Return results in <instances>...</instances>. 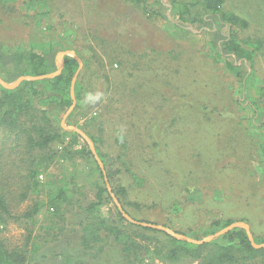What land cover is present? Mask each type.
<instances>
[{
  "label": "rangeland",
  "instance_id": "374dc122",
  "mask_svg": "<svg viewBox=\"0 0 264 264\" xmlns=\"http://www.w3.org/2000/svg\"><path fill=\"white\" fill-rule=\"evenodd\" d=\"M190 1L146 0L144 5H139L132 0H4L0 2V48L4 52L16 47L31 48L33 43L51 39L64 46L56 52L54 63L59 51L78 50L89 59L91 68L86 75L98 74L92 81L95 82L93 91L81 99L87 106L99 97L105 85L110 83L111 87L121 88L119 81L124 74L118 71L119 65L109 64L106 58L107 53L118 52L122 69L125 73L130 72L127 85H142L136 93H126L122 97L125 107L119 119L128 123L134 115L137 117L139 112L134 114L131 111L135 104L144 101L147 108L143 120L149 124L157 121L160 125L163 122V130H159L158 135L156 130H151L149 134L168 145L164 151L170 157L169 164L156 165L143 161L138 132L126 124L130 170L140 178L135 181L130 172L124 170L122 159L116 158L121 152L115 141L119 133L114 130V123L120 121L117 120L118 114L111 115L101 133L96 127L85 125L87 119L98 115L101 105L93 104L91 109L81 114L73 111L75 99V105L64 123L85 133L101 136L98 149L115 159L114 165L120 169L114 178L128 188V200L140 203V208L127 206L130 214L137 219L167 224L174 231L192 238L199 236L200 239L224 228L202 236L211 216L229 217L247 223L253 239L261 238L264 237V162L257 159L258 148L253 146L254 139H249L248 134L250 131L257 133L261 126L260 118H257L255 129L250 124L252 120L248 109L239 111L236 117L218 116L214 120L212 116L210 120L204 119L205 123L194 114L179 117L184 103L195 106L196 95L211 105L215 104L222 112L230 110L233 105L229 101L230 91L235 87V81L226 67L213 61L212 43L220 45L222 41L215 33L219 30L226 37L229 26L220 27L217 22L201 26L181 22L173 9H180L182 4ZM222 9L234 11L247 19V27H232L238 38L264 36V0H225ZM67 55L73 57L72 54ZM102 57L107 63V84L98 72L97 62ZM238 69L246 72L245 66ZM254 69L252 82L264 85V56L256 58ZM7 75L6 69L0 70V77L7 83L21 76L6 81ZM82 82L85 83L84 79ZM34 86L40 87L38 84ZM26 87L29 91L34 89L30 84ZM182 90L190 92L189 95L181 97ZM161 106L165 109L174 106L172 115L164 114L165 109ZM65 111L61 114L53 112L51 120L63 130L72 131L61 126ZM172 117L176 120L173 123ZM241 121L248 125V132L241 130ZM80 125H85L86 131ZM68 138L67 134L65 143ZM84 143L80 136L73 148H81ZM51 151L56 156L37 175V187L31 185L28 197L20 200L30 166L29 156L23 154L13 134L0 130L1 178L12 212L21 215L36 202L43 203L33 220L20 217L2 226L1 237L10 246L26 243L30 264H123L111 242L110 245L105 244L104 251L96 258L82 252L77 233L72 230L79 228L77 222L81 207L94 199L95 184L102 182L93 159L89 156L67 158L62 155V145L57 143L51 145ZM250 151L253 159L248 162ZM60 186L68 187L76 201L72 208L64 212L63 220L49 212L52 207L48 204L50 195ZM185 187L189 188V192L184 190ZM171 193L173 199L180 201L176 210L171 208ZM95 213L111 218L113 204L107 202ZM28 235L30 239L27 243ZM103 244L100 241L90 246L96 249ZM263 259L264 255H258L252 262L262 264ZM154 261L156 264H167L158 259Z\"/></svg>",
  "mask_w": 264,
  "mask_h": 264
},
{
  "label": "trees",
  "instance_id": "16d2710c",
  "mask_svg": "<svg viewBox=\"0 0 264 264\" xmlns=\"http://www.w3.org/2000/svg\"><path fill=\"white\" fill-rule=\"evenodd\" d=\"M136 4L144 5L146 0H132ZM1 3L4 0H0ZM225 0H192L181 5L180 9H172L177 13L178 18L183 23L198 24L199 26L205 24H215L216 22L223 27L229 26V34L224 37L217 30L216 37H221L220 45L213 42V61L221 63L226 67L232 79L235 81L234 90L231 89L229 101L232 102L230 110L220 111L215 104L211 105L207 101L199 99L196 95L195 106L184 103L182 110L179 113L180 119L194 114L200 118V122L205 123L204 119L210 120L222 118L223 116L233 117L239 114V111H250V124L256 129L257 118H260L261 126L256 131H250L249 139H254L258 153L257 159L264 162V85H258L253 80L255 74L254 63L259 55L264 56V36L262 37H247L238 38L234 33L236 28H245L248 25L247 19L235 13L234 11L223 10L222 6ZM146 13V9H145ZM64 46L60 42L52 41L51 39L44 40L40 43H33L31 48H13L4 52L0 48V70L6 69V81L14 80L18 75L30 74L40 75L55 70L54 56L58 50L63 49ZM75 53L83 59V68L78 73L74 85V94L76 105L74 112L78 111L84 114L85 110L92 108L93 104L101 105L98 115L87 119L86 124L96 127L98 133L104 130V124L111 118L113 113L118 114V123H114L115 141L119 144V149L116 155L117 159H122L124 170L130 172L135 181L140 178L137 174L130 170L131 157L128 154V132H126V124L128 128H134L138 133L141 149L140 158L148 164H169L170 157L165 153L164 149L168 146L161 140L153 138L152 131L156 130V135L163 130V122L148 123L143 120V113H146L147 105L144 101L138 102L134 105V114L128 123L122 121L121 113L124 110L125 100L122 97L127 93H136L142 85H127L130 72L125 73L122 69V62L119 59L118 52L112 51L107 53V62L109 64L116 63L119 65L120 74H124V78L119 81L121 88L111 87L107 84L108 75L105 72L106 59H98V72L100 76L106 81V84L97 99L89 106L85 105L83 98L93 91L98 74L86 75L87 70L90 69L89 59L83 57L80 52L74 49ZM240 62L236 64V62ZM11 66V69L9 68ZM78 66L77 61L69 56H64L63 68L57 76L53 78H44L40 80H24L17 87L7 89L0 86V130L6 131L8 134H13L17 144L21 146V151L29 156L30 166H28L27 180L23 185V192L19 195L20 200H25L28 197V190L30 186L37 187V175L41 169H46L48 164L56 156V153L51 151V145L57 143L62 145V155L67 158H74L75 156L86 157L93 159L95 167L99 172L101 183L95 184L94 199L87 201L82 205V212L77 224L79 228H73V233H77V240L79 242L80 250L87 252L92 258H96L104 251L105 244H114L120 254L123 264H156L154 259H158L162 263L167 264H253V260L258 255H264V247L255 248L251 245L246 231L242 227H234L229 231L215 237L209 242L195 244L184 239H177L168 233L150 227L133 224L127 221L117 209L114 204L109 191L106 187V181L111 186V191L117 197L122 208L130 216L127 206L140 208V203L128 200V188L121 184L114 176L120 172L118 167H115V159L108 157L107 154L100 152L98 143L101 142V136L90 134L86 131L85 125H80L87 135L93 141L96 153L103 162L105 174H103L97 161L93 158L91 151L88 149L86 143L81 148L74 149L73 147L78 143L80 135L73 131L63 130L60 125H54L51 120L53 112L61 114L71 104L70 98V81ZM245 66V73H242L238 68ZM250 71L247 72V67ZM90 67V68H89ZM84 79V84L82 82ZM151 82V79H150ZM27 84L32 86V91L26 87ZM38 84L40 87L34 86ZM181 97L188 96L190 92L182 90ZM81 102V103H80ZM161 108L165 109L164 106ZM173 107L163 110L164 114L172 115ZM100 110H102L100 112ZM77 112V114H79ZM226 112V113H225ZM73 113V112H72ZM260 115V117H258ZM174 117V116H173ZM171 118L172 123L175 118ZM176 117V116H175ZM136 118V119H135ZM199 125H201L199 123ZM242 131L248 132V125L239 122ZM259 128L261 129L259 131ZM160 130V131H159ZM146 131V132H145ZM148 132V133H147ZM69 135L68 141L65 143L66 135ZM258 135V137L255 136ZM168 148V147H167ZM125 158V159H124ZM247 161L253 159L251 151ZM258 161V160H256ZM109 164V165H108ZM0 160V233L2 226H5L9 221H17L20 217L27 219H34L35 215L41 210L43 203L36 202L31 208L23 212L21 215L14 214L10 208L8 196L4 190V183H2V171ZM169 170V168L167 169ZM184 190L189 192V188ZM70 192V193H69ZM73 192L69 191L68 187L60 186L55 193L50 195L48 204L52 207V215L58 216L59 220H63L62 215L68 208H72L76 201L73 197ZM172 194V193H171ZM169 194V195H171ZM175 197V195H174ZM80 200V199H77ZM171 208L177 209L180 203L176 198L172 199ZM111 202L114 207L113 217H102L98 213V207ZM80 212V211H79ZM98 214V215H97ZM135 218L134 216H132ZM139 221H147L144 219H137ZM233 218H220L211 216L208 219V224L203 229L202 236L216 231L222 227L227 226L233 222ZM149 222V221H147ZM168 226L167 224H164ZM176 232L181 233L178 230ZM195 237V236H194ZM200 239L199 236L195 237ZM30 235L27 236V243ZM256 242H264V237L256 238ZM103 241V245L92 248L90 244ZM92 252H91V251ZM250 262L248 263V261ZM30 253L27 250L26 243L23 245L10 246L0 235V264H30ZM264 264V259L263 263Z\"/></svg>",
  "mask_w": 264,
  "mask_h": 264
},
{
  "label": "water",
  "instance_id": "95a60500",
  "mask_svg": "<svg viewBox=\"0 0 264 264\" xmlns=\"http://www.w3.org/2000/svg\"><path fill=\"white\" fill-rule=\"evenodd\" d=\"M67 54H72L73 58L77 61L78 66H77V69L74 72V74H73V76L71 78V81H70L69 91H70L71 104L69 105V107L67 108V110L65 111V113H64V115H63V117L61 119V126L64 129L75 131L81 136V138L87 143L89 150L91 151L94 159L97 161V163H98L99 167L101 168L103 174H105L103 163L99 159V157H98V155H97V153L95 151V147L93 145V142L88 137V135H86V133L83 132L78 127H75L73 125H66L64 123L66 116L73 109V107L75 105L74 85H75V81H76L77 75H78V73L80 72V70H81V68L83 66L82 60L75 54L74 51H72V50L59 51L57 56H56V59H55L56 69L54 71H51V72H48V73H44V74H40V75H21L18 78H16L15 81H13L12 83H7L0 77V85L2 87H4V88H7V89H13V88L17 87L24 80H40V79H44V78H53V77L57 76L58 74H60V72H61V70L63 68V65H64V56L67 55ZM104 179L106 181L107 190L109 191L110 196H111L114 204L116 205L117 209L121 212L122 216L127 221H129L130 223L141 225V226H144V227L154 228V229H157V230H161V231H164V232L168 233L169 235H171V236H173V237H175L177 239H184V240H186L188 242H192V243H195V244H201V243H204V242H209L212 239H214L215 237H218L219 235L229 231L230 229H232L234 227H242V228L245 229L247 237H248V239H249V241H250V243H251V245L253 247H255V248L264 247V242L256 243L254 241L253 236H252V234H251V232L249 230V225L247 223H245V222H242V221L231 222L230 224H228L224 228H222V229H220V230H218V231H216V232H214L212 234H209V235H207V236H205V237H203L201 239H195V238L186 236V235H184L182 233L176 232L173 229H171V228H169V227H167L165 225H162V224H156V223H152V222L136 220L133 217H131L128 213H126L124 211V209L122 208V206H121L120 202L118 201L117 197L111 191V187H110L109 183L107 182V178L104 177Z\"/></svg>",
  "mask_w": 264,
  "mask_h": 264
}]
</instances>
